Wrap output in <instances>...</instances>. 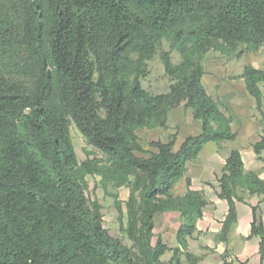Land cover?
Returning a JSON list of instances; mask_svg holds the SVG:
<instances>
[{
    "label": "trees",
    "instance_id": "1",
    "mask_svg": "<svg viewBox=\"0 0 264 264\" xmlns=\"http://www.w3.org/2000/svg\"><path fill=\"white\" fill-rule=\"evenodd\" d=\"M262 46L264 0H0V264H197L187 239L207 201L188 179L183 194L174 187L206 144L237 139L202 84L205 55ZM155 56L172 82L165 94L141 85ZM241 78L261 111L264 71L247 66ZM179 107L191 110L199 132L177 150L174 135L150 142L138 157L137 132L165 128ZM72 126L99 158L78 161ZM252 149L264 154V135ZM86 177L113 197L119 223L107 187L129 189L121 231L130 247L104 229ZM216 183L228 206L220 242L237 221L236 203L258 198L249 238L262 262L264 181L234 149ZM167 213L180 221L173 248L161 235L153 241L156 218ZM226 253L222 264H230Z\"/></svg>",
    "mask_w": 264,
    "mask_h": 264
},
{
    "label": "rangeland",
    "instance_id": "2",
    "mask_svg": "<svg viewBox=\"0 0 264 264\" xmlns=\"http://www.w3.org/2000/svg\"><path fill=\"white\" fill-rule=\"evenodd\" d=\"M179 60V55L176 52H172V63L177 64ZM247 66H251L254 69L264 71V46H262L257 52L253 53H244L243 48H238L234 51H228L223 53L210 51L205 55L203 69L206 74V81L208 82V84H204L203 86L204 88L209 89V92H211L213 100L217 102L220 111L226 117L231 118V123L234 111V107L233 105H231V101L233 102V100H235V97L234 95H232L228 97V101H226L223 98L225 96L224 94H222V89L225 86L231 85L235 86L234 88L239 87V85L237 84V78L239 77V74L242 72V70ZM171 83L172 82L164 73L163 66L160 63L159 57L155 56L148 63V73L146 77L141 81L143 89H145L148 93L152 95L165 94L168 92ZM259 87L261 93H264V82H262ZM238 97L240 98L242 96ZM253 100H248L247 97H242L239 103L241 104L239 105V109L244 112L245 110H251L249 111L251 120H257V124L262 129L261 132H263L261 134L264 135V103L262 110L259 111L257 110L256 103ZM186 112L187 118L183 123H181L180 121V112L176 109L171 112V115L165 128L154 130H139L137 132V135L143 152L136 153V155L138 157H146L147 152H151L153 150L151 147L148 146V143L155 141L167 142L168 139L173 135L176 137V145L174 147V149L176 150L179 147L181 141L184 140L185 136L191 133H195L197 129L194 122L191 120V110L188 109V111ZM70 133L78 161L83 162L86 159L87 155L92 158L95 153L94 150L91 147L87 146L85 140L75 129L74 126L70 128ZM258 139H260V136ZM224 143L220 142L216 144L223 145ZM95 155H97L98 158L100 157L98 153H95ZM201 160L202 157L200 156V158L196 162L188 164L184 178L174 187L175 194H183L186 191V180H190V177H192L193 179V176H197V174L201 170ZM86 182L87 197L90 200L96 198L98 203L101 205V214L104 229L108 232L110 236L119 239L124 245L130 247V242L127 240V238L121 231L122 225L124 226L126 223L125 202L128 198L129 189L126 187L114 188L111 185L107 187V193L114 195L117 198L118 203L120 204L123 217L121 218V223H119V212L117 210L116 203L113 197L105 193V191L99 184L98 179L86 177ZM204 187L205 191L203 190ZM190 188L193 189L192 185ZM197 188H200L199 190L197 189L198 192H200L207 201V206L204 209L203 213L206 214L208 217L209 214L213 211L219 212V209L216 206L217 200L214 194V187L202 183L201 186ZM260 209L262 220L264 221L263 205L260 206ZM179 223L180 221L178 219V214L176 213H167L158 216L156 218V224L154 229L155 238L153 241L155 242L156 237L158 235H161L163 243L166 244L169 248H173L175 243V232L177 227L179 226ZM211 241L213 243H217V236L214 238V240L212 239ZM170 257L171 253H166L162 260L164 262H167Z\"/></svg>",
    "mask_w": 264,
    "mask_h": 264
},
{
    "label": "crops",
    "instance_id": "3",
    "mask_svg": "<svg viewBox=\"0 0 264 264\" xmlns=\"http://www.w3.org/2000/svg\"><path fill=\"white\" fill-rule=\"evenodd\" d=\"M242 72L237 78V84L239 85V87L234 88L235 86L231 85L225 86L222 89V94H224L225 96L223 98L226 101H228V97L232 95H234L235 97V100H233V102L231 101V105H233L234 107L233 108L231 106L234 109L231 130L237 133V139L232 143L223 142V145H217L216 143L206 144L198 157V159L200 158V156L202 157L201 170L199 173L197 172V176H193V179L192 177H190V182L193 187L192 190L198 191L200 188L197 187H200L202 183L214 187V194L217 200L216 206L219 209V212L213 211L209 214L208 217L203 213L202 218L196 224V230L193 236L187 239L188 252L194 257L200 259L197 264H222L221 257L225 252H227L226 260L230 264H264V260L261 262L258 254V239L249 238L250 225L252 222L251 206L257 205L258 198H248L247 196H245V203H236L237 221L232 226L227 237V241L223 243L218 240L222 222L227 215L228 206L225 201L219 200L216 196V193L218 192L216 177L220 175L221 170L225 164V160L230 151L234 149L238 150L241 155L244 170L256 172L259 178L264 181V154L256 156L252 149L253 145L259 141V136H263V134H261L263 133L261 132L262 129L257 124V120H251V116L249 114V111L251 110H245L244 112L239 109V105H241L239 103L242 97H247L248 100H253V98L246 90L244 80L241 78ZM206 80V74L204 72L202 77L203 85L208 84ZM205 90L209 96L212 95L211 92H209V89L205 88ZM238 96L242 97L239 98ZM262 98L264 103V93H262ZM177 110H179L180 112V121L181 123H183L187 118L186 111L188 110H184L183 107H179L177 108ZM190 115L191 120L194 122L197 129L195 133H191L185 136V138L190 135H196L200 130V123L196 120H193L192 114ZM183 141H181V143ZM187 167L188 164L186 166V170ZM203 190L205 191V187L203 188ZM216 236L218 242L213 243L211 240H214ZM182 264L187 263L185 262V260H182Z\"/></svg>",
    "mask_w": 264,
    "mask_h": 264
}]
</instances>
